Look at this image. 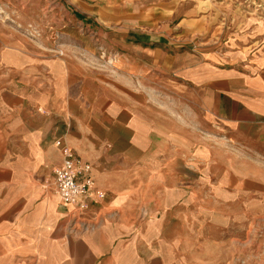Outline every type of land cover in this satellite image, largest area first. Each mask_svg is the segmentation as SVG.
<instances>
[{"label":"crops","instance_id":"crops-1","mask_svg":"<svg viewBox=\"0 0 264 264\" xmlns=\"http://www.w3.org/2000/svg\"><path fill=\"white\" fill-rule=\"evenodd\" d=\"M19 1L109 28L122 79L0 32V264H264V22L222 61L183 0ZM57 138L90 165L82 211Z\"/></svg>","mask_w":264,"mask_h":264},{"label":"rangeland","instance_id":"rangeland-1","mask_svg":"<svg viewBox=\"0 0 264 264\" xmlns=\"http://www.w3.org/2000/svg\"><path fill=\"white\" fill-rule=\"evenodd\" d=\"M16 1L18 0H0L1 33L10 37L19 34L20 38L26 41L27 47L31 43L42 51L72 56V60L83 67L85 74H99L101 87L113 86L117 84V80L122 79L117 71V58L111 53L114 50L118 52L121 48L112 44L111 37L106 33L109 28H101L100 35L96 36L99 40L92 41L86 27L84 29L69 22V18L81 19L84 15L59 9L54 5L52 10L47 11L14 9L12 3H17ZM35 1L41 3L43 0ZM183 1L185 7L198 5L197 13L201 14L200 23L204 29L195 39L198 38L199 42L206 41L222 61L231 55L251 52L252 47L247 44L252 37L248 36V33L252 25L264 22V0ZM29 19L32 21H28ZM195 24L190 22L189 26L194 27ZM125 44L124 41L120 42L122 46ZM76 220L89 224V220L84 217H77ZM72 223L77 228L81 227L79 222Z\"/></svg>","mask_w":264,"mask_h":264},{"label":"built area","instance_id":"built-area-1","mask_svg":"<svg viewBox=\"0 0 264 264\" xmlns=\"http://www.w3.org/2000/svg\"><path fill=\"white\" fill-rule=\"evenodd\" d=\"M54 144L62 155L61 164L53 170L56 192L63 203L72 205L76 211H82L87 207L86 201L93 188L90 165L81 162L73 148L61 138L55 139ZM94 192L98 197H103L102 192Z\"/></svg>","mask_w":264,"mask_h":264}]
</instances>
